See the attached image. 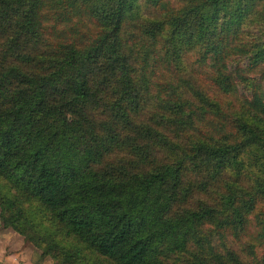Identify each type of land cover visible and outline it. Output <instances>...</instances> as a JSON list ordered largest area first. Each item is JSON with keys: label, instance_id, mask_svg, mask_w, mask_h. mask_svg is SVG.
<instances>
[{"label": "trees", "instance_id": "trees-1", "mask_svg": "<svg viewBox=\"0 0 264 264\" xmlns=\"http://www.w3.org/2000/svg\"><path fill=\"white\" fill-rule=\"evenodd\" d=\"M0 221L55 264H264V0H0Z\"/></svg>", "mask_w": 264, "mask_h": 264}, {"label": "crops", "instance_id": "crops-1", "mask_svg": "<svg viewBox=\"0 0 264 264\" xmlns=\"http://www.w3.org/2000/svg\"><path fill=\"white\" fill-rule=\"evenodd\" d=\"M0 264H48V262L33 257L31 245L17 233L2 229L0 230Z\"/></svg>", "mask_w": 264, "mask_h": 264}, {"label": "rangeland", "instance_id": "rangeland-1", "mask_svg": "<svg viewBox=\"0 0 264 264\" xmlns=\"http://www.w3.org/2000/svg\"><path fill=\"white\" fill-rule=\"evenodd\" d=\"M2 229H7V230H10V231H12V232H15L14 230H12L11 228H9V227H3L2 226V224H1V221H0V230H2ZM15 233H17V232H15ZM18 234V233H17ZM25 242H27V243H29L30 245H31V248H32V256L33 257H36V259H39V253H40V248H38V247H36V246H34L31 242H29L28 240H25L20 234H18ZM35 252V253H34ZM40 260H47V262H48V264H55V262L52 260V259H50V258H48V257H46V258H43V259H40Z\"/></svg>", "mask_w": 264, "mask_h": 264}]
</instances>
